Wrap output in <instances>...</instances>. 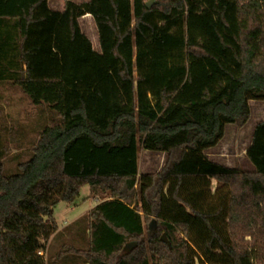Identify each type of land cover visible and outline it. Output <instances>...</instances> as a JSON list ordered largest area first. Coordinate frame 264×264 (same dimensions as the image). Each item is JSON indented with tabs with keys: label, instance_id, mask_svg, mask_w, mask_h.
<instances>
[{
	"label": "trees",
	"instance_id": "obj_1",
	"mask_svg": "<svg viewBox=\"0 0 264 264\" xmlns=\"http://www.w3.org/2000/svg\"><path fill=\"white\" fill-rule=\"evenodd\" d=\"M48 1L0 0V86L36 111L0 120V264H47L53 210L83 186L98 201L87 248L56 259L264 264V120L245 150L254 171L205 155L264 103V0ZM138 149L162 168L139 174Z\"/></svg>",
	"mask_w": 264,
	"mask_h": 264
},
{
	"label": "rangeland",
	"instance_id": "obj_2",
	"mask_svg": "<svg viewBox=\"0 0 264 264\" xmlns=\"http://www.w3.org/2000/svg\"><path fill=\"white\" fill-rule=\"evenodd\" d=\"M73 2H82L87 0H70ZM64 0H56V4L62 6ZM260 13V10L257 9ZM92 25V27H90ZM80 28L83 34L90 40L96 51H99L97 36L94 25L91 20L81 18ZM90 28V30H89ZM93 30L94 33L91 31ZM96 36V37H95ZM250 116L245 125L238 123L228 125L225 128L224 137L220 143L206 151V157L229 168L240 169L245 172L254 171L253 165L245 156V150L248 147L254 126L264 120V103L251 101ZM0 120H4L6 124L14 121L22 122L26 120L28 114H35V109L28 100L21 95L18 90L0 86ZM12 146V151H14ZM165 162L163 154H153L148 151H137V169L139 174H155ZM215 188V180H211V191ZM88 198V187L83 186L79 195L72 203H59L53 210V218L60 228L56 238L46 244L44 258L47 264H81L84 259L72 254L64 255L60 260L54 258L58 250L64 245H71L78 249L87 248V211L91 201ZM93 202V201H92ZM145 239L148 237V229L145 228ZM59 239V241H58ZM57 242H56V241ZM244 242H250L249 237H244ZM149 264H152L149 262Z\"/></svg>",
	"mask_w": 264,
	"mask_h": 264
},
{
	"label": "crops",
	"instance_id": "obj_3",
	"mask_svg": "<svg viewBox=\"0 0 264 264\" xmlns=\"http://www.w3.org/2000/svg\"><path fill=\"white\" fill-rule=\"evenodd\" d=\"M48 7L51 9V10H53V11H61L62 10V8H63V5L62 6H59V5H57L56 4V0H49L48 1ZM81 18H84V19H86V21L88 20V19H90L91 20V23L93 24V21H92V18H91V16H89V15H84L83 17H81ZM81 18L79 19V26H80V20H81ZM94 25V24H93ZM90 27H92V25L90 26ZM95 27V26H94ZM80 30H81V28H80ZM89 30H90V28H89ZM95 31H96V29H95ZM82 32V31H81ZM92 33H94L93 32V30L91 31ZM85 35V34H84ZM86 36V35H85ZM96 36H97V34H96ZM95 36V37H96ZM90 41V40H89ZM91 43V42H90ZM98 43V42H97ZM91 46H92V44H91ZM92 48H93V50H95V48L92 46ZM96 51V50H95ZM1 88H3V87H1ZM206 153V152H205ZM90 201H91V203H90V207H89V209L88 210H90L92 207H94L97 203H98V201L96 200V199H89ZM93 201V202H92ZM60 231V228L58 227L57 228V231L50 237V239H49V241L47 242V244H49L51 241H52V239H54V238H56V235L58 234V232ZM56 241V240H55ZM58 241H59V239H58ZM57 242V241H56ZM58 260H60V259H58ZM81 264H86L85 263V261L84 262H82Z\"/></svg>",
	"mask_w": 264,
	"mask_h": 264
},
{
	"label": "water",
	"instance_id": "obj_4",
	"mask_svg": "<svg viewBox=\"0 0 264 264\" xmlns=\"http://www.w3.org/2000/svg\"><path fill=\"white\" fill-rule=\"evenodd\" d=\"M152 4H153V0H149V1H147V2L145 3V7H146L147 9H149V8L151 7ZM161 240H162L163 242H165L166 244H168V242L165 240V238H164L163 235L161 236Z\"/></svg>",
	"mask_w": 264,
	"mask_h": 264
}]
</instances>
